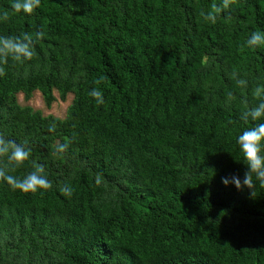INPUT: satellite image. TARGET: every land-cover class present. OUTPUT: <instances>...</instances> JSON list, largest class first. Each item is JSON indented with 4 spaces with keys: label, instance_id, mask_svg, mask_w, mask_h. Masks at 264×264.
I'll use <instances>...</instances> for the list:
<instances>
[{
    "label": "trees",
    "instance_id": "16d2710c",
    "mask_svg": "<svg viewBox=\"0 0 264 264\" xmlns=\"http://www.w3.org/2000/svg\"><path fill=\"white\" fill-rule=\"evenodd\" d=\"M13 2L0 0V36H45L0 64V135L31 149L9 174L35 162L52 187L0 181V264H264V187L222 183L243 180L236 138L264 122L240 119L264 88V46L247 44L264 0L214 24L200 13L221 0H41L30 15ZM53 90L71 94L63 117L16 101L38 91L47 106Z\"/></svg>",
    "mask_w": 264,
    "mask_h": 264
},
{
    "label": "clouds",
    "instance_id": "9594fccd",
    "mask_svg": "<svg viewBox=\"0 0 264 264\" xmlns=\"http://www.w3.org/2000/svg\"><path fill=\"white\" fill-rule=\"evenodd\" d=\"M41 0H14L11 7L16 11H23L26 14H32L35 9L40 6ZM236 0H221L220 4L213 3L211 10L206 14L202 11L200 15L204 20L216 23V17L221 12L228 11ZM0 19L7 21L9 13L4 11ZM45 36L43 31H38L33 36L29 33H21L15 37L0 36V64L6 63L7 58H11L16 62L30 60L33 53L34 39L40 40ZM249 47L264 46V33L253 32L247 40ZM6 74L5 68L0 66V76ZM96 83H99L97 81ZM238 86H245L246 81L239 79L236 81ZM254 96L261 102L254 107L247 108L241 113L240 119L247 124L249 120L256 122L264 119V88H256ZM88 95L93 98L97 105L104 103L103 93L97 88H93ZM229 100L233 99L231 92L228 93ZM55 130V124L49 125V131ZM27 140L22 144H18L11 140H6L0 135V181L6 182L12 190H20L24 193H36L42 190L47 191L52 187L51 182L45 175L43 165L33 163V170L23 178L10 175L16 169L22 167L24 162L30 158L31 149L27 147ZM236 143L243 156L244 164L247 170L244 173L243 180L238 175H233L231 178L222 177V183L228 185L232 183L237 189L247 187L252 191L255 188L253 177L259 182L260 187H264V122L255 123L254 126L246 128L236 138ZM68 144H60L56 151L63 153L67 150ZM72 189L68 186L62 187L61 192L65 196L72 195Z\"/></svg>",
    "mask_w": 264,
    "mask_h": 264
},
{
    "label": "rangeland",
    "instance_id": "374dc122",
    "mask_svg": "<svg viewBox=\"0 0 264 264\" xmlns=\"http://www.w3.org/2000/svg\"><path fill=\"white\" fill-rule=\"evenodd\" d=\"M52 94L54 99L47 106L44 104L38 91H32L27 99H24L21 93H17L16 101L21 105H29L34 109L40 110L43 115L51 114L57 117H63L66 106L71 99V94L66 93L63 99L58 98L55 90L52 91Z\"/></svg>",
    "mask_w": 264,
    "mask_h": 264
}]
</instances>
